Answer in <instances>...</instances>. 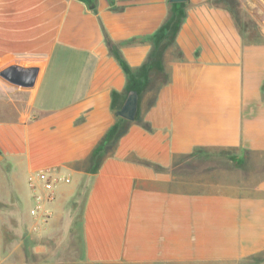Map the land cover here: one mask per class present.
I'll list each match as a JSON object with an SVG mask.
<instances>
[{
  "label": "crops",
  "instance_id": "crops-1",
  "mask_svg": "<svg viewBox=\"0 0 264 264\" xmlns=\"http://www.w3.org/2000/svg\"><path fill=\"white\" fill-rule=\"evenodd\" d=\"M243 8L0 0V73L36 70L28 88L0 80V223L16 222L15 249L26 232V264H264V36H245ZM48 171L70 181L29 234L27 179Z\"/></svg>",
  "mask_w": 264,
  "mask_h": 264
},
{
  "label": "rangeland",
  "instance_id": "rangeland-1",
  "mask_svg": "<svg viewBox=\"0 0 264 264\" xmlns=\"http://www.w3.org/2000/svg\"><path fill=\"white\" fill-rule=\"evenodd\" d=\"M244 8L242 9V20L245 36L259 35V38L264 36V0H241ZM239 15V12H238ZM26 189L21 191V197L26 196ZM17 224L11 218L7 217L0 223V235L2 239L4 255L8 257V264H26V261L34 260L35 257H29V242L26 241V232L21 240V247L15 249V244L18 239L16 231ZM23 248V250H21ZM15 249V251H13ZM12 251V252H11ZM11 252V253H10ZM10 253V254H9ZM39 260H43L40 257Z\"/></svg>",
  "mask_w": 264,
  "mask_h": 264
},
{
  "label": "built area",
  "instance_id": "built-area-1",
  "mask_svg": "<svg viewBox=\"0 0 264 264\" xmlns=\"http://www.w3.org/2000/svg\"><path fill=\"white\" fill-rule=\"evenodd\" d=\"M0 80L10 84L0 76ZM11 85V84H10ZM69 178L53 172H37L27 179L32 204L29 209L31 220L29 234H38L45 228L51 218L50 206L56 199L55 188L58 183H69Z\"/></svg>",
  "mask_w": 264,
  "mask_h": 264
},
{
  "label": "water",
  "instance_id": "water-1",
  "mask_svg": "<svg viewBox=\"0 0 264 264\" xmlns=\"http://www.w3.org/2000/svg\"><path fill=\"white\" fill-rule=\"evenodd\" d=\"M182 2H185V0H170V3L173 4ZM0 76L12 85L28 88L31 87L34 83L36 77V70L33 68L22 69L17 66H11L2 71L0 73ZM136 109L137 97L133 93L127 97L122 108L116 112V116L125 121L131 122L134 120Z\"/></svg>",
  "mask_w": 264,
  "mask_h": 264
},
{
  "label": "trees",
  "instance_id": "trees-1",
  "mask_svg": "<svg viewBox=\"0 0 264 264\" xmlns=\"http://www.w3.org/2000/svg\"><path fill=\"white\" fill-rule=\"evenodd\" d=\"M80 1L84 2L85 5L88 7V9L90 11H94L95 10V0H80ZM110 5H112L111 6V10L112 11H118V8H115L113 6L112 1H110ZM183 16L184 15L183 14H180L179 11L178 12H173L172 17L170 18V20L168 21V23H166V25H164V27L162 28V30H160L158 32V34H156L155 38L160 37V38H162V40L164 42V44H163L162 47H164V46L170 44L171 42H173L174 37H175V35L177 33L178 27H179V25H180V23H181V21L183 19ZM131 42H133V41H130L128 43H131ZM116 59H117L119 65H120V67L122 68V71L126 75V77L128 79V85H129V75L131 74V71L126 66V64L124 63V61H122L117 55H116ZM126 93L127 94H126L125 100L127 99V97L130 94H133V93L138 96V93L135 92L134 90L133 91L130 90L129 92H126ZM262 93L264 95V85L262 86ZM121 108H122V106H120L119 108H116L114 110V113L116 114V112L119 111ZM116 119H117L118 122L120 121V122L126 123L125 121H122L121 118H119L118 116H116ZM23 236H24V234H23ZM23 236H22V238H23ZM25 239H27V238H25ZM26 241H28V239Z\"/></svg>",
  "mask_w": 264,
  "mask_h": 264
}]
</instances>
